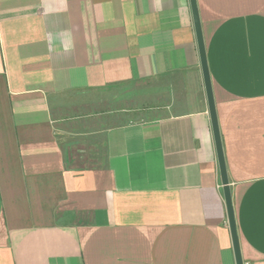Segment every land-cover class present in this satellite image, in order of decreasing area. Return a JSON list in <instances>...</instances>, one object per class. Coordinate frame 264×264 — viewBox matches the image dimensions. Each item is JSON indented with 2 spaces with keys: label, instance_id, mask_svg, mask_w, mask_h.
Here are the masks:
<instances>
[{
  "label": "crops",
  "instance_id": "1",
  "mask_svg": "<svg viewBox=\"0 0 264 264\" xmlns=\"http://www.w3.org/2000/svg\"><path fill=\"white\" fill-rule=\"evenodd\" d=\"M197 7L264 264V0ZM0 264H235L189 0H0Z\"/></svg>",
  "mask_w": 264,
  "mask_h": 264
},
{
  "label": "water",
  "instance_id": "2",
  "mask_svg": "<svg viewBox=\"0 0 264 264\" xmlns=\"http://www.w3.org/2000/svg\"><path fill=\"white\" fill-rule=\"evenodd\" d=\"M189 2H190V7H191L196 44H197V49H198V54H199V59H200L204 90H205V95H206V100H207L208 114H209L211 130H212L214 144H215L220 180L222 184L227 221H228V226H229L230 235H231L234 261H235V264H243L240 243H239V236H238L237 225H236V220H235L234 207H233V202H232V197H231V192H230V187H229V181L227 177L221 136H220L218 120H217V113H216V108H215V103H214V98H213L211 78H210L209 69L207 65L206 50H205V44H204V39H203V34H202V29H201V22L199 18L198 7H197V0H189Z\"/></svg>",
  "mask_w": 264,
  "mask_h": 264
},
{
  "label": "rangeland",
  "instance_id": "3",
  "mask_svg": "<svg viewBox=\"0 0 264 264\" xmlns=\"http://www.w3.org/2000/svg\"><path fill=\"white\" fill-rule=\"evenodd\" d=\"M141 105H144V104H142V103H137V106H141Z\"/></svg>",
  "mask_w": 264,
  "mask_h": 264
},
{
  "label": "built area",
  "instance_id": "4",
  "mask_svg": "<svg viewBox=\"0 0 264 264\" xmlns=\"http://www.w3.org/2000/svg\"><path fill=\"white\" fill-rule=\"evenodd\" d=\"M247 264V263H246Z\"/></svg>",
  "mask_w": 264,
  "mask_h": 264
}]
</instances>
